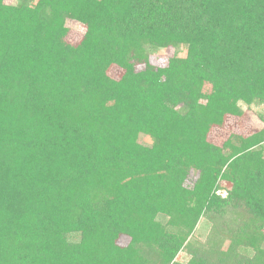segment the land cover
<instances>
[{
	"label": "trees",
	"instance_id": "obj_1",
	"mask_svg": "<svg viewBox=\"0 0 264 264\" xmlns=\"http://www.w3.org/2000/svg\"><path fill=\"white\" fill-rule=\"evenodd\" d=\"M256 104L264 0H0V264H264Z\"/></svg>",
	"mask_w": 264,
	"mask_h": 264
},
{
	"label": "rangeland",
	"instance_id": "obj_2",
	"mask_svg": "<svg viewBox=\"0 0 264 264\" xmlns=\"http://www.w3.org/2000/svg\"><path fill=\"white\" fill-rule=\"evenodd\" d=\"M20 1L21 0H6V3L15 5L20 3ZM69 25L72 28L70 33V40H72V42L74 43H77L82 38L84 27L74 22H69ZM177 53H180V51L177 52L175 49L156 50L151 59L152 62L157 66L164 67L168 64L169 59ZM110 74L113 78L118 79L122 75V71L119 68L115 67L111 70ZM242 107L246 111V115L242 119L233 117L228 118L227 124L224 129H215L211 134V137L214 141L221 143L227 138L229 133L240 134L245 129L259 130L264 126V123L259 118L261 114H264V104H256L252 105L251 107H246L245 105H243ZM141 138L144 143H151V141L147 138L143 136ZM190 184L191 182L189 183V185ZM220 193L225 195L224 191H221ZM209 230L210 225L208 221L202 219L196 229L194 237L191 238V241H204L208 236ZM188 259V253L181 252L177 258V261L186 263Z\"/></svg>",
	"mask_w": 264,
	"mask_h": 264
}]
</instances>
